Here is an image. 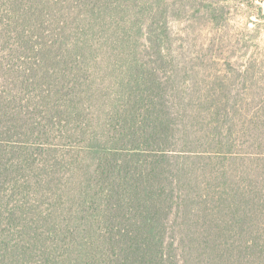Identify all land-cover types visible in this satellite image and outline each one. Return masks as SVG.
<instances>
[{
    "label": "trees",
    "instance_id": "trees-1",
    "mask_svg": "<svg viewBox=\"0 0 264 264\" xmlns=\"http://www.w3.org/2000/svg\"><path fill=\"white\" fill-rule=\"evenodd\" d=\"M203 1L206 14L226 6ZM175 6L0 0V264H64L50 234L81 226L105 227L100 264H264V59L242 37L230 83L180 68ZM104 63L121 90L101 122L88 104ZM66 133L93 163L75 217L55 222L48 199L70 144L46 156Z\"/></svg>",
    "mask_w": 264,
    "mask_h": 264
},
{
    "label": "rangeland",
    "instance_id": "rangeland-1",
    "mask_svg": "<svg viewBox=\"0 0 264 264\" xmlns=\"http://www.w3.org/2000/svg\"><path fill=\"white\" fill-rule=\"evenodd\" d=\"M200 1L175 0L177 13L169 25L172 35L168 49L178 60L180 68H191L203 73L205 70L206 74L222 71L224 83L228 84L236 74L234 72L236 66L232 65L230 69L226 61L232 59V62H235L242 55L244 51L242 37L252 41L248 53L252 54L257 62L264 59V0L203 1L207 7V3H213V7L219 3L226 5L225 8L212 10L210 14L203 12ZM255 22L259 28L255 26ZM118 63L121 64V61ZM106 67L107 63L100 65L95 93L89 100L91 104H88L91 105L90 110L94 112V117L101 122L114 105L112 98L115 95L117 97L121 90V86H118L120 80L118 77L113 78L112 73L109 72L112 66L108 65V70H105ZM87 101L86 94L81 101L75 103L79 102L78 105L81 107L87 105ZM92 124L97 133H102L103 127L95 126L93 121ZM80 137V134L66 133L62 138H54L53 148H50L46 156V159L53 156L59 158L61 155H58L56 150H62L65 145L70 144L62 155L63 160H58L61 162L58 167L65 166V169L62 173L54 174L53 183L57 182V186L52 184L55 193L51 199L50 197L48 199L52 209L51 219L55 222H58L60 217L64 218L63 216L68 212H72L75 217L79 204V197L75 192L93 163V154L89 153V156L78 153L77 145ZM65 218L71 220L68 216ZM70 226L69 229L74 228L72 222ZM104 228V226H81L76 227L75 234H71L69 230L59 234L51 233L50 237L60 242L62 247L57 251L63 250L65 253L64 264H100L108 258L107 252L112 249L99 233V230Z\"/></svg>",
    "mask_w": 264,
    "mask_h": 264
}]
</instances>
